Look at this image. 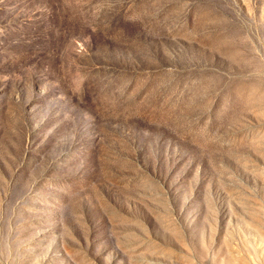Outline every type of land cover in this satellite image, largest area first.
Listing matches in <instances>:
<instances>
[{"label": "rangeland", "instance_id": "1", "mask_svg": "<svg viewBox=\"0 0 264 264\" xmlns=\"http://www.w3.org/2000/svg\"><path fill=\"white\" fill-rule=\"evenodd\" d=\"M130 235L264 264V0H0V261L130 264Z\"/></svg>", "mask_w": 264, "mask_h": 264}, {"label": "clouds", "instance_id": "2", "mask_svg": "<svg viewBox=\"0 0 264 264\" xmlns=\"http://www.w3.org/2000/svg\"><path fill=\"white\" fill-rule=\"evenodd\" d=\"M166 231L168 230L166 229ZM171 235L172 238L176 240L186 252L189 251L188 245L185 243L178 228L171 230ZM124 247L126 248V252H135V255H129L130 264H151V261L148 260L147 257L155 255V253L152 251V246L148 242L134 235H130L125 239ZM257 247L264 248V243L257 244ZM43 259L44 256H40L38 258L37 264H39V261ZM184 259L187 258L184 257ZM0 264H8L7 259L0 261ZM187 264H196V262L194 260H188Z\"/></svg>", "mask_w": 264, "mask_h": 264}]
</instances>
